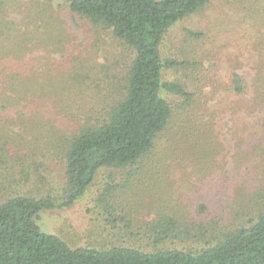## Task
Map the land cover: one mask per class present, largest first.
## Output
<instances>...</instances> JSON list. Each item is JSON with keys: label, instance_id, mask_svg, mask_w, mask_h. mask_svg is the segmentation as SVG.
I'll list each match as a JSON object with an SVG mask.
<instances>
[{"label": "trees", "instance_id": "1", "mask_svg": "<svg viewBox=\"0 0 264 264\" xmlns=\"http://www.w3.org/2000/svg\"><path fill=\"white\" fill-rule=\"evenodd\" d=\"M64 1L69 11L86 25L110 31L121 50H115L118 55L114 62L108 54L104 62H97L94 54L86 52L92 41L87 38L77 43L72 37L77 53L74 56L67 53L62 59L74 58L65 71V85L56 88L52 98L48 92L41 96L44 102L34 101L37 104L34 116L45 113L61 126L46 122L45 128L42 123L37 127L34 121L39 123V120L35 119L30 123H34L31 138L8 135L0 138V264H264V64L251 84L242 74L230 72L224 88L226 96L218 105H212L210 97L204 94L208 75L197 74L203 65L198 60L200 56L192 58L188 46L182 52L175 51V40L170 38L178 24L205 14L217 1L237 12L247 6V18L255 19L259 26V21L264 22V2ZM223 30L224 27L218 32ZM185 32L187 45L190 39L198 43L207 35L200 29ZM60 37L61 40L54 38V50L65 53L67 49L63 48V37ZM259 63H264V53ZM0 70V77L4 79L9 72H17L2 67ZM167 72H180L181 76L168 78ZM219 82H224L222 77L212 82V98L219 92ZM17 84L15 81L13 86ZM32 91L18 88L23 95H30ZM163 92L171 101L163 97ZM233 97L239 101L232 102ZM228 111L234 122L228 131L234 139L231 157L235 159L236 170L245 168L247 173L239 177L235 169L226 172L225 178L231 185L224 193L216 192L217 188L212 185L207 197L198 202L187 199L184 203L195 207L191 208L193 215L183 214V225L173 213L159 215L151 228L155 242L160 243L183 237L190 240L197 235L193 230L197 226L201 237L199 247L156 245L150 248L106 243L75 246L45 232L41 226L42 213L73 207L95 184L97 176L108 172L98 203L109 225L122 221L128 229L131 220L128 213L112 214L119 208L115 199L128 200L130 193L140 199L141 192L158 190L161 169L177 166L179 160L185 161L182 156L185 151L180 148L184 140L197 159L194 163L197 169L201 168L200 175L204 171L220 174L218 159L225 164L224 153H230L220 139V115ZM43 129L47 140L39 136ZM169 129H172L170 137L165 135ZM259 173L263 176L256 180ZM252 176H257L258 183L254 194L251 191L238 197L233 194ZM151 179L155 185L146 190L140 188L149 185ZM165 198L161 197L164 203L177 200ZM184 207L188 209L187 205ZM228 209L233 211L227 216L229 225L225 230L218 226L228 224L220 217ZM198 220L211 221L220 232L209 235L208 230H203V224H196Z\"/></svg>", "mask_w": 264, "mask_h": 264}, {"label": "rangeland", "instance_id": "2", "mask_svg": "<svg viewBox=\"0 0 264 264\" xmlns=\"http://www.w3.org/2000/svg\"><path fill=\"white\" fill-rule=\"evenodd\" d=\"M261 1L264 2V0ZM243 7L237 12L224 2H214L205 11V14L178 24L170 33V38L176 43L173 46L175 51L182 52L183 48L188 46L192 58L200 56L198 60L203 65L198 68L197 74L201 73V77L208 75V80L204 83L206 86L204 94L210 97L209 101L212 105L214 103L218 105L219 101H222L226 96L227 92L224 88H226L230 72L235 71L242 74L251 84L259 67L264 64L259 63L264 53V45L262 44L264 42V22L259 21V26L256 25L255 19L247 18V6L244 9ZM222 27L224 30L218 32ZM186 29H200L206 31L207 35L198 43L190 39L187 45L185 44V39H188L185 37ZM60 36L63 37V48L67 49L64 50L65 53L54 50L56 47L54 38L61 40ZM70 36L76 38L77 43L85 42L89 38L92 43L86 52L88 55L94 54L97 62H104V57L107 54L110 56L111 62H114L118 55L115 50H121L111 37L110 31L98 30L91 25H86L78 16L69 11L64 0H0V67L17 71L9 72L6 79L0 77L1 139L5 135L22 139L31 138L30 130L34 128V123H37V127L42 123L44 128L46 122L53 126H61L57 120H53L51 116H46L45 113L41 116H34V112L37 110V104L34 101L37 103L44 102L41 96L48 95V92L51 93L50 97L52 98L56 88L60 89L65 85V71L68 70V66L71 65L70 62L74 58H70V61L66 59L63 61L62 59L67 53L70 56L77 53V44ZM184 51L188 52V50ZM16 74L17 76H15ZM166 74L168 78L175 76L178 79L181 76L180 72H167ZM217 77H222L225 83L219 82V92L212 98V82ZM15 81L18 82L17 87L13 86ZM18 88L19 90L26 88L33 91L30 95H23L18 92ZM249 92L252 93V89ZM162 95L171 101L169 95L164 92ZM17 99L20 100L16 101ZM230 100L232 102L239 101L237 97ZM87 111L89 112V108ZM210 111L212 109L207 110V113ZM220 116L222 119L220 139L230 151V153H224L228 160L225 159V164L220 163L218 159L221 168L220 174L204 171L200 175L199 170L201 168L197 169V165L194 163L197 159L184 140L180 148L181 151H185L182 152L185 161L179 160V165L165 166L161 169L160 179L158 177L161 187L158 190L141 192L140 199H136L132 193H130L131 197L128 200L120 197L115 199L119 208L112 214L121 216L123 212L128 213L131 219L128 229L122 221L116 225H109L106 222L108 217L98 203L102 188L107 181L108 172L99 174L95 184L73 207L42 213L41 226L45 232L58 235L75 246L103 245L106 243L150 246V248H154L156 245L158 247L173 245L199 247L201 237L197 226L193 228L197 235H194L190 240H185L183 237L181 240L171 241L169 239L160 243L155 242V235L151 232V228L159 215L170 216L173 213L183 225L185 217L183 214L186 213V216L193 215L191 208L195 207L194 204L184 203L188 202L187 199L198 202L200 198L207 197V194L211 193L209 189L212 185L217 188L216 192L224 193L231 185L225 178L228 175L226 172L230 173L235 169L236 175L239 177H244L247 173L245 168L237 171L235 159L231 157L232 153L234 154V139L228 133L229 128L234 125V122L230 120L231 113L229 111L224 112ZM35 119L39 120V123ZM31 120H35L34 123L30 124ZM165 135L170 137L172 129L167 130ZM39 136L47 140V133L44 129L39 131ZM162 142L159 144L160 150L162 149ZM40 147L43 148L44 145L40 144ZM14 149L17 151L15 146ZM205 164H207L206 161ZM260 176L262 177L263 174L259 173L258 177L248 178L233 194H237V197L241 194L244 195L247 191L254 194L258 186L256 180H259ZM151 178L154 179V177ZM153 179L149 180V185H141L140 188L146 190V188L155 185ZM245 185L248 187L245 188ZM170 186L173 191L169 190L171 189ZM160 196L164 199L169 197V199L177 200L164 203L165 200L161 201ZM212 198L217 199L215 196ZM186 205L188 209L184 207ZM228 210L223 211L224 216L220 215L223 217L221 220H225V222L228 221L229 213L233 211ZM227 223L225 227H218L228 230L229 222ZM196 224H203V230L206 232L208 230L209 235L220 232V229L211 225L213 223L209 220H198ZM131 232L135 235H132Z\"/></svg>", "mask_w": 264, "mask_h": 264}]
</instances>
